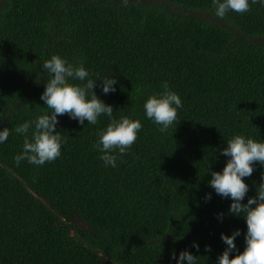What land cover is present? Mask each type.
Here are the masks:
<instances>
[{"label":"trees","instance_id":"trees-1","mask_svg":"<svg viewBox=\"0 0 264 264\" xmlns=\"http://www.w3.org/2000/svg\"><path fill=\"white\" fill-rule=\"evenodd\" d=\"M53 55L83 62L113 116L83 125L58 116L67 140L60 157L17 165L35 125L27 134L15 127L52 111L41 95L50 79L42 64ZM104 78L117 79L116 91L103 93ZM165 81L183 107L161 132L144 104ZM122 117L142 129L125 154L112 153L116 166H105L99 133ZM4 128L0 264H178L185 250L197 264H218L221 234L237 229L242 253L246 220L229 214L232 200L209 181L226 166L222 150L235 135L264 143V4L221 19L213 0H0ZM254 168L244 204L264 184V166Z\"/></svg>","mask_w":264,"mask_h":264},{"label":"clouds","instance_id":"clouds-1","mask_svg":"<svg viewBox=\"0 0 264 264\" xmlns=\"http://www.w3.org/2000/svg\"><path fill=\"white\" fill-rule=\"evenodd\" d=\"M262 3L264 0H213L215 15L221 19L225 18L229 11L244 14L251 9L252 4ZM43 69L48 73L45 91L41 99L51 109V114L39 116L35 121L25 122L15 127V132L27 134L33 123L35 130L30 141L27 137L24 140L23 151L15 157L17 165L22 160L31 164L42 166L45 162H53L61 155V148L67 140L62 133L58 132V116L68 114L70 118L78 120L81 125L85 120L88 124H96L101 115L112 118L114 108L101 100L94 88L97 80L90 78V72L85 69L83 62L74 66L67 59L59 55H53L45 61ZM79 80L82 84H72L69 80ZM102 91L105 94L116 91L117 79L104 78ZM164 91L160 95L150 96L144 104L147 118L157 125L160 131L168 130L178 117V109L183 107L180 96L169 89L168 83H162ZM90 95V98H89ZM142 129L140 120H132L122 117L120 120L111 119L106 130L99 133V141L95 147L103 153L100 159L105 166H116L117 156L112 153L119 150V154H125L137 141L138 133ZM10 135L9 128L0 131V143L6 142ZM222 155L229 157L226 166L221 171H212V179L209 186L216 194L223 198H230L232 203L229 214L243 216L247 224L245 236L246 247L241 253L237 249L235 240L241 235L239 229L231 236L221 234V239L227 248L218 258V264H264V184L257 187V196L244 201L250 190L245 182L246 177H251L255 171L254 164L259 162L264 166V143L254 139L246 138L243 135H235L227 141V147L222 150ZM206 201L211 200V193L206 194ZM223 213L220 218H223ZM197 251L199 245L194 244ZM205 251L210 252L211 246H205ZM233 251L236 255L232 257ZM172 259H176L173 254ZM197 264V256L185 250L179 255L178 264Z\"/></svg>","mask_w":264,"mask_h":264}]
</instances>
